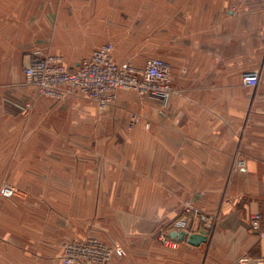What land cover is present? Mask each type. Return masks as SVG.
Returning <instances> with one entry per match:
<instances>
[{
	"label": "crops",
	"instance_id": "obj_1",
	"mask_svg": "<svg viewBox=\"0 0 264 264\" xmlns=\"http://www.w3.org/2000/svg\"><path fill=\"white\" fill-rule=\"evenodd\" d=\"M118 2L0 0V163L18 141L6 143L9 135L25 136L20 145L30 159L24 167L17 160V167L33 192L39 184L50 188L57 182L67 199L72 184L83 185L78 199L90 202L89 211H77L87 222L78 231L101 234L112 243L127 241V254L116 264L264 259V0H184L181 6L179 0H158L155 16L151 0ZM120 7L135 11L124 15ZM105 9L114 10L108 15ZM108 22L141 29L119 36L118 27ZM107 40L116 43L114 55L121 63L161 58L171 67L178 91L165 110L157 100L143 98L142 127L104 129L102 116L86 98L57 103L36 98L26 84L24 63L35 50L51 47L77 66ZM255 71L258 85L245 86L243 76ZM119 93L120 106L125 99L128 106H139L137 97L134 102L124 90ZM32 101L28 118L24 107ZM104 135L120 138L109 145L108 160L103 159ZM88 150L94 158L72 159L73 151ZM39 151L47 156L40 159ZM237 159L245 162L244 169H234ZM104 184L111 185L108 195ZM103 200L118 206L125 200L126 211L112 206L103 211ZM184 203L191 205L193 233H206L207 241L196 246L186 237L169 246L154 238L159 225L184 213ZM75 213L62 211L63 216ZM255 213L262 216L258 232L251 227ZM69 223L63 220L60 240L41 249L37 238L30 245H3L14 251V264H54L57 243L75 236L76 230L65 229Z\"/></svg>",
	"mask_w": 264,
	"mask_h": 264
},
{
	"label": "rangeland",
	"instance_id": "obj_2",
	"mask_svg": "<svg viewBox=\"0 0 264 264\" xmlns=\"http://www.w3.org/2000/svg\"><path fill=\"white\" fill-rule=\"evenodd\" d=\"M123 1L124 0H119L118 3L121 4L123 3ZM134 1L141 2L142 0H134ZM183 1L184 0H179L180 6L182 5ZM151 3H152V16L158 15V8H157L158 0H151ZM119 9H121L119 11L123 12L124 15H128L129 12L133 13L135 11V9L129 8L127 13L125 8L120 7ZM105 10L108 11V15H111V10L114 9H105ZM127 23L116 24V23L108 22L107 24L112 29H116V27H118V29L120 30L119 36L122 35V31H126L128 34L131 35L132 33L130 32H132V30H135V28H137L138 26H140L141 29V25H137L133 23L127 24ZM152 26L157 27V25H152ZM106 44H112L114 46L113 56L115 58L114 51L116 48V43L113 42L112 40L105 41L102 45L93 49V51ZM35 58H42L44 60H51V61L55 60V61L63 62L69 68L75 66L72 63L68 62V60L63 54L54 53L51 47L42 50L41 49L35 50L31 55H29L28 62L24 63V75H25L26 84L34 87L36 91V98L44 97L47 99H52L57 103L67 102V100H70L73 97L75 99L86 98L84 100H88L92 104L94 103L92 110L94 111L95 109L98 115L102 116V121L100 122L102 123V128L104 129H108V128L119 129V130L123 129L125 131L126 129H132L134 127H142L143 119L141 113L143 111L142 109L143 98H151L157 100L160 103L163 110H165L166 105L168 103V101L166 103H162L159 99L152 97L150 95L141 94L136 90H124V93H127L128 95L127 98L134 102L136 101V97L138 98L139 106L137 108L133 105L128 106L126 104L127 99H125L123 102L121 101L122 105L124 106H120L118 104L119 103L118 94L120 93H117L114 100H111L110 102L97 103V101L92 97L85 96L77 90L67 91L68 89H74L75 85L73 83H71V85L69 86L56 85L55 88H53L55 91L53 95L42 93L40 91L39 85L36 84L35 81L33 83L29 82L28 77L26 75V67L30 65ZM137 58L138 57H136V60ZM124 63L133 65L134 68L137 69L138 71L142 70L145 66V64L141 62L139 63L138 60L135 62H133V60L129 62H122L121 64ZM44 84L46 85V79H44ZM9 104L13 105V103H9ZM125 104L127 106H125ZM34 109H35V101L26 103L24 107V112L26 115H28V118L32 116L31 114L33 113ZM11 127H13V125ZM45 137L46 136L44 134L43 136H41V139H44ZM16 138H18V141L14 143ZM24 140H25V136L16 137L13 134H10L6 143H14L15 147L12 150V152L7 153V155H2L1 157L0 264H14V262H16L15 261L16 256L14 255V251L11 248L5 249L6 247H4L3 244L8 243V244L16 245L17 243L24 244V242L27 241L29 242L30 245L31 238L33 240L37 238L41 249L45 245V243H49L52 239H54L56 242L60 240V236H62V234L59 230L63 228V220L66 222L70 221L69 225H67L66 226L67 228L65 227V229L70 228L71 231L76 230V232L73 231L71 232L75 236H71L68 237L67 239H64L59 243V245L57 243L58 246L56 245V249H55L56 260L54 264H116L118 258L125 257L127 254L126 240L125 243H121V242L112 243L109 240H107L106 237L103 238L101 234H96L92 232L82 233L78 231L79 228L82 230L84 227H86L87 222L85 221L86 217L78 216L77 211H89L87 210V207L89 206L88 203L90 202L88 200L78 199L79 195H83V191H84L83 185L72 184L70 188L72 192L71 191L68 192L67 190L65 193L70 198L62 199V193L64 191L63 189L64 187L57 182L55 185L52 184L49 185L51 186L50 188H48V184H39L37 185V189H36L37 191L33 192L32 190L33 185L21 181L22 176L20 174L21 172L20 169L17 167L18 162L21 167L22 166L24 167L25 165L24 162L27 159H30V156L27 157V154L23 151L24 144L20 145L21 142ZM116 140H120V138L117 137L116 135L103 136L102 150H103L104 160H108L107 158H111L109 145L115 143ZM19 149H21L24 153L19 151ZM83 153L84 152L73 151L72 159H79L80 156L82 159L94 158L93 156L94 152L92 151L88 150V152L84 154ZM38 154L40 159L45 158L47 156V153L42 151H39ZM45 170L46 169H44V171ZM105 173L106 171L104 168L103 174ZM43 175L46 174L43 173ZM110 186L111 185H105V184L103 185L104 194L106 192H110L111 190L109 189ZM52 187L54 188V190H51ZM51 192L52 194L48 196V194ZM106 202L108 201L103 200V205H104L103 211H112L110 206H112L113 211H118V208L119 211H126L125 200L118 201V204L120 203L119 206L115 205L117 201H114L113 205L111 204V202L109 204H107ZM186 203H184V205ZM106 205L107 207L105 208ZM62 211H72V212L76 211V213L71 216L69 215L63 216ZM182 216L183 213L178 219L172 220L167 223H162L161 225H159L156 231V236H154V238L161 239V234L163 233V231H167L169 229V226L175 221L179 220ZM93 219L94 218H92L91 220ZM94 223L95 220L92 222V224ZM103 223L105 222L100 220V224ZM53 226H54V230H53ZM127 240L132 242L133 239L129 238ZM105 245L108 246L109 248H105ZM117 247H121L125 251L124 254L125 256L119 257L114 255V250ZM106 259H108V261ZM9 261H12V263H10Z\"/></svg>",
	"mask_w": 264,
	"mask_h": 264
},
{
	"label": "built area",
	"instance_id": "obj_3",
	"mask_svg": "<svg viewBox=\"0 0 264 264\" xmlns=\"http://www.w3.org/2000/svg\"><path fill=\"white\" fill-rule=\"evenodd\" d=\"M114 46L106 44L97 48L91 55L83 58L75 67H68L63 62L35 58L26 67V75L29 82H36L42 93L53 95L56 85H75L74 89L67 91H79L85 96H90L98 102H110L121 90H136L145 95H150L166 103L168 99L177 93L173 86L171 67L161 58H150L142 70H137L131 64H121L113 56ZM46 79V85L44 84ZM260 81L259 72H248L243 76V84L247 87H255ZM64 91V90H63ZM101 103V104H102ZM245 162L236 160L234 169H244ZM191 205L186 204L183 216L172 223L167 231H163L161 239L169 246H175L178 239L170 237V233L185 232L193 234V228L189 221L191 218ZM261 214L251 216V227L258 232L261 228ZM105 248H109L105 245ZM121 247L114 250L115 256H125ZM108 261V259H106ZM234 264H264V259L251 260L249 257H241Z\"/></svg>",
	"mask_w": 264,
	"mask_h": 264
},
{
	"label": "water",
	"instance_id": "obj_4",
	"mask_svg": "<svg viewBox=\"0 0 264 264\" xmlns=\"http://www.w3.org/2000/svg\"><path fill=\"white\" fill-rule=\"evenodd\" d=\"M170 237L173 239H178L183 241L186 237L188 238V242L192 245L199 246L201 243H204L208 239V235L206 233H193L188 235L185 232L177 233L175 231L170 233Z\"/></svg>",
	"mask_w": 264,
	"mask_h": 264
}]
</instances>
